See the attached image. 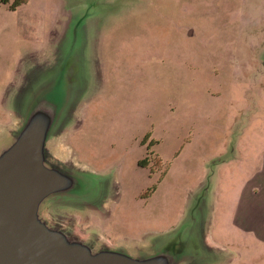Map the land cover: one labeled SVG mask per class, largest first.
I'll use <instances>...</instances> for the list:
<instances>
[{
  "label": "rangeland",
  "instance_id": "1",
  "mask_svg": "<svg viewBox=\"0 0 264 264\" xmlns=\"http://www.w3.org/2000/svg\"><path fill=\"white\" fill-rule=\"evenodd\" d=\"M42 65L64 73L52 150L82 177L51 218L111 245L158 233L264 264V238L237 220L264 192V0L0 3V141Z\"/></svg>",
  "mask_w": 264,
  "mask_h": 264
},
{
  "label": "water",
  "instance_id": "2",
  "mask_svg": "<svg viewBox=\"0 0 264 264\" xmlns=\"http://www.w3.org/2000/svg\"><path fill=\"white\" fill-rule=\"evenodd\" d=\"M40 67L38 71L44 73L33 76L27 90L16 93L18 98L13 95L12 103L21 106L20 122L0 141V264L221 263L213 255L211 241L199 249L157 233L146 245H111L49 216L47 206L69 202L82 177L80 166L71 157L53 152L50 144L67 123L62 121V100L57 99L64 73L58 66Z\"/></svg>",
  "mask_w": 264,
  "mask_h": 264
},
{
  "label": "crops",
  "instance_id": "3",
  "mask_svg": "<svg viewBox=\"0 0 264 264\" xmlns=\"http://www.w3.org/2000/svg\"><path fill=\"white\" fill-rule=\"evenodd\" d=\"M247 199H245L239 213L238 219L241 220L238 225L246 231L252 232L256 238H264V192L254 193L247 192ZM256 197V198H255ZM255 198V199H254Z\"/></svg>",
  "mask_w": 264,
  "mask_h": 264
},
{
  "label": "trees",
  "instance_id": "4",
  "mask_svg": "<svg viewBox=\"0 0 264 264\" xmlns=\"http://www.w3.org/2000/svg\"><path fill=\"white\" fill-rule=\"evenodd\" d=\"M25 2H27V0H0V3L6 4L10 10H15ZM149 145H151V143H149Z\"/></svg>",
  "mask_w": 264,
  "mask_h": 264
},
{
  "label": "flooded vegetation",
  "instance_id": "5",
  "mask_svg": "<svg viewBox=\"0 0 264 264\" xmlns=\"http://www.w3.org/2000/svg\"><path fill=\"white\" fill-rule=\"evenodd\" d=\"M147 138V136H144L143 138H142V140H141V145H144V139H146ZM147 149L149 150L150 149V145H149V143H148V145H147ZM151 153V152H150ZM141 161H145V159H143V160H139L138 161V164L141 166V167H146L147 165H144V164H142V163H140Z\"/></svg>",
  "mask_w": 264,
  "mask_h": 264
}]
</instances>
